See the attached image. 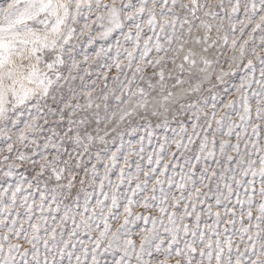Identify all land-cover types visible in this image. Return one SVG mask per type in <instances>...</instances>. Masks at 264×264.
Returning <instances> with one entry per match:
<instances>
[{"label": "snow or ice", "instance_id": "obj_1", "mask_svg": "<svg viewBox=\"0 0 264 264\" xmlns=\"http://www.w3.org/2000/svg\"><path fill=\"white\" fill-rule=\"evenodd\" d=\"M0 264H264V0H0Z\"/></svg>", "mask_w": 264, "mask_h": 264}]
</instances>
